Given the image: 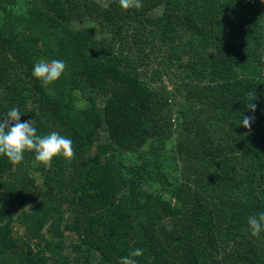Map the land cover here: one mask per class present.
I'll return each instance as SVG.
<instances>
[{
    "label": "trees",
    "instance_id": "1",
    "mask_svg": "<svg viewBox=\"0 0 264 264\" xmlns=\"http://www.w3.org/2000/svg\"><path fill=\"white\" fill-rule=\"evenodd\" d=\"M141 2L0 0V120L17 107L75 151L50 166L0 155V264H51V241L35 249L14 223L40 237L49 222L59 239L68 211L80 241L55 264H120L137 248V264H264V231L248 225L264 212V1ZM53 59L67 68L44 87L33 68Z\"/></svg>",
    "mask_w": 264,
    "mask_h": 264
},
{
    "label": "clouds",
    "instance_id": "2",
    "mask_svg": "<svg viewBox=\"0 0 264 264\" xmlns=\"http://www.w3.org/2000/svg\"><path fill=\"white\" fill-rule=\"evenodd\" d=\"M122 9H140L143 7L141 0H119ZM67 65L64 61L53 59L51 62L40 60L35 63L33 75L42 82V86L47 87L58 81L65 73ZM256 93H248L247 108L253 113L256 111ZM254 116H242L241 124L251 131V124ZM35 121H21V114L17 107H13L8 113L7 118L0 120V155H6L9 161L20 164L24 159V153L35 152V159L45 166H50L54 157L63 156L71 161L75 157L73 141L58 132H51L48 135H38L34 126ZM248 225L251 234L259 236L264 231V212L258 216H249ZM143 255V250L137 248L129 256L122 257L120 264H137L132 257Z\"/></svg>",
    "mask_w": 264,
    "mask_h": 264
},
{
    "label": "rangeland",
    "instance_id": "3",
    "mask_svg": "<svg viewBox=\"0 0 264 264\" xmlns=\"http://www.w3.org/2000/svg\"><path fill=\"white\" fill-rule=\"evenodd\" d=\"M262 1H264V0H262ZM163 79L165 81V84L168 85V88H170L171 84L169 83V81L165 78H163ZM97 97H98L99 103L102 104L104 96L98 95ZM83 102H84V100L78 101L77 105L80 106L83 104ZM175 121H176V119L174 116L173 122H175ZM174 127H175V125H173V128ZM174 143H175V137H169L167 140H165L166 148H170L171 146L174 145ZM129 161H130V159H129ZM36 164H37V162L35 160L28 167L29 175L34 179L35 185L40 190H43L45 186L43 184L42 174L40 171L35 169ZM37 201H38V197H36L35 200L31 204H29L26 209L32 211L34 209ZM19 212H20V208L16 207L13 211V214L17 215ZM72 220H73V214L68 211L64 215L62 222H60V228L59 229L63 231V234H62V236L59 237V239L53 237V230H52L49 222H47L44 225L43 229L40 232L41 233L40 237H31V236L27 235L25 232V229L23 228V226L19 222L14 223V227H15L14 228V234L21 237V238H29L31 245L35 249L37 247H43L45 243H47L48 241H51L52 246H54L55 249H57L58 253L65 254L68 257H74L75 253L73 252L72 246L76 242H79L80 238L77 234L68 230L65 226L66 224L70 223ZM46 253L49 254L48 251H46ZM58 253L50 255L49 261L51 264H55V261L58 258Z\"/></svg>",
    "mask_w": 264,
    "mask_h": 264
}]
</instances>
